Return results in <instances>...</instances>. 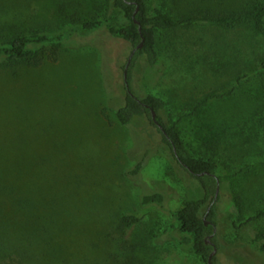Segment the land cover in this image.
<instances>
[{
  "label": "rangeland",
  "instance_id": "obj_1",
  "mask_svg": "<svg viewBox=\"0 0 264 264\" xmlns=\"http://www.w3.org/2000/svg\"><path fill=\"white\" fill-rule=\"evenodd\" d=\"M145 1L176 17L264 2ZM92 17L122 21L110 0H0V41L32 30L68 35L55 62L0 66V264H124V249L134 264H206L179 244L184 234L172 226L185 193L198 196L200 184L147 119L117 121L129 45L105 28L81 30ZM158 36L159 60L153 67L138 60L132 88L164 99L163 116L180 120L190 152L218 164L215 263L264 264L253 243L264 217L249 220L264 206V97L246 67L264 53V35L200 24ZM246 72L234 94L186 116L205 94L226 93ZM153 193L162 202L144 204ZM123 215L141 221L125 228Z\"/></svg>",
  "mask_w": 264,
  "mask_h": 264
},
{
  "label": "trees",
  "instance_id": "obj_2",
  "mask_svg": "<svg viewBox=\"0 0 264 264\" xmlns=\"http://www.w3.org/2000/svg\"><path fill=\"white\" fill-rule=\"evenodd\" d=\"M111 5L122 14V21L115 22L112 19L87 18L80 22V29L91 32L105 28L110 35L125 41L129 45V55L133 52L127 68L126 81L124 79V100L115 109L117 121L123 125L136 124L147 119L160 134L162 142L168 146L175 162L187 171L200 184V194L196 197H188L186 192L181 206L174 211L175 223L172 225L184 234L179 241L180 245L188 244L191 251L198 255L206 264L208 256L213 249L211 243L218 249V242L214 234L208 239V235L216 227L218 212L219 185L222 179L216 173L218 164L215 159L207 156L193 155L186 146L185 139L179 127L180 120L168 122L163 116L165 101L155 94H146L140 97L132 88V71L138 60L143 58L148 66H154L159 60L158 33L161 29L189 28L200 24H212L216 26L233 28L244 26L264 35V2L255 5H247L240 9H233L223 14L192 13L176 17L160 7L149 10L145 0H110ZM137 12L135 13L136 8ZM135 13V14H134ZM138 20L136 23L134 20ZM141 27V30L139 29ZM67 33L47 32L32 30L6 36L0 41V66L22 65L30 68L41 66L45 61L55 62L65 46ZM141 43L140 46H138ZM247 71H252L259 78L258 94L264 97V81L259 76L264 75V53L257 54L253 59H247ZM248 76V72L236 75V85L226 93L213 89L205 94L193 105L190 113L192 116L213 102L225 96L234 94L235 89L242 80ZM130 90V92L128 91ZM249 99L253 97L248 95ZM151 109L156 113V123L151 116ZM160 124L163 129L158 126ZM141 168L139 162L132 170L138 172ZM239 174V173H238ZM218 189V192H216ZM163 196L160 193L147 194L142 197L144 204L161 203ZM264 217V206L255 211V215L249 220H258ZM141 217L137 215H123L121 223L125 228L137 225ZM208 221V223H206ZM253 243H259V249L264 252V230H258L253 237ZM129 249L122 251L123 258L128 264H134L128 255ZM215 263V255L212 258ZM124 262V264H127ZM216 264V263H215Z\"/></svg>",
  "mask_w": 264,
  "mask_h": 264
},
{
  "label": "water",
  "instance_id": "obj_3",
  "mask_svg": "<svg viewBox=\"0 0 264 264\" xmlns=\"http://www.w3.org/2000/svg\"><path fill=\"white\" fill-rule=\"evenodd\" d=\"M137 10H138V7L136 8L135 13L137 12ZM135 13H134V14H135ZM134 21H135L136 23H139L138 20H136V19H135ZM139 29L141 30V27H139ZM140 45H141V43H140L138 46H140ZM132 54H133V52L129 55V57H128L127 61H126V64H125V68H124V79H125V81H126L127 68H128L129 63H130V61H131ZM128 91L130 92L129 89H128ZM151 116H152V119H153L156 123H158L157 120H156V113H155V111H154L153 109H151ZM158 126L160 127V129H163L162 126H161L160 124H158ZM216 192H218V189H217ZM206 223H208V221H206ZM214 232H215V226H213V232H212V234H210L208 237L210 238V237L214 234ZM211 244H212V246H213V249H212V251L210 252V254H209V256H208L207 263H208V264H215V263L212 261V258H213V256L216 254V252H217V247L215 246V244H213V243H211Z\"/></svg>",
  "mask_w": 264,
  "mask_h": 264
},
{
  "label": "flooded vegetation",
  "instance_id": "obj_4",
  "mask_svg": "<svg viewBox=\"0 0 264 264\" xmlns=\"http://www.w3.org/2000/svg\"><path fill=\"white\" fill-rule=\"evenodd\" d=\"M212 234V233H211ZM209 236V235H208ZM208 241H209V237H208V239H207Z\"/></svg>",
  "mask_w": 264,
  "mask_h": 264
}]
</instances>
